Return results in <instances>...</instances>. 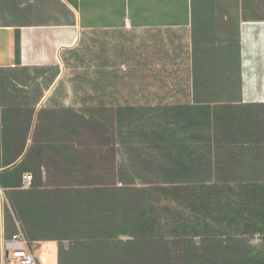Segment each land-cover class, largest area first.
Segmentation results:
<instances>
[{
	"label": "crops",
	"instance_id": "obj_1",
	"mask_svg": "<svg viewBox=\"0 0 264 264\" xmlns=\"http://www.w3.org/2000/svg\"><path fill=\"white\" fill-rule=\"evenodd\" d=\"M120 30L146 43L142 88L60 103V55ZM188 183L227 192L264 264V0H0V264L18 230L37 264H80L101 195L142 190L155 211Z\"/></svg>",
	"mask_w": 264,
	"mask_h": 264
},
{
	"label": "trees",
	"instance_id": "obj_2",
	"mask_svg": "<svg viewBox=\"0 0 264 264\" xmlns=\"http://www.w3.org/2000/svg\"><path fill=\"white\" fill-rule=\"evenodd\" d=\"M163 194L167 203L155 211L142 190L112 189L101 195L105 206L93 209L98 212L94 221L84 225L90 239L73 241L72 249L81 251L75 262L260 264L257 246L247 238L256 225L244 224L233 209L228 216L226 191L188 183ZM59 258L65 259L62 251Z\"/></svg>",
	"mask_w": 264,
	"mask_h": 264
},
{
	"label": "rangeland",
	"instance_id": "obj_3",
	"mask_svg": "<svg viewBox=\"0 0 264 264\" xmlns=\"http://www.w3.org/2000/svg\"><path fill=\"white\" fill-rule=\"evenodd\" d=\"M137 38L129 30L84 35L74 49L60 55L56 70L48 74H59L58 101L86 109L131 98V90L141 89L142 82L133 80L130 73L147 70L142 64L146 43Z\"/></svg>",
	"mask_w": 264,
	"mask_h": 264
},
{
	"label": "built area",
	"instance_id": "obj_4",
	"mask_svg": "<svg viewBox=\"0 0 264 264\" xmlns=\"http://www.w3.org/2000/svg\"><path fill=\"white\" fill-rule=\"evenodd\" d=\"M31 174L23 175V186L27 187L31 182ZM2 195L0 189V197ZM2 264H37L36 257L27 248V241L23 233L18 230L9 241L2 243Z\"/></svg>",
	"mask_w": 264,
	"mask_h": 264
}]
</instances>
